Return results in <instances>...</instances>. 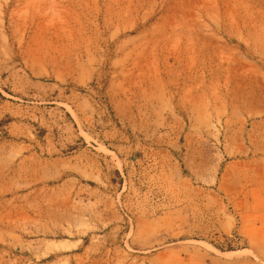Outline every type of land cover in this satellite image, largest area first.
I'll use <instances>...</instances> for the list:
<instances>
[{
  "label": "rangeland",
  "instance_id": "rangeland-1",
  "mask_svg": "<svg viewBox=\"0 0 264 264\" xmlns=\"http://www.w3.org/2000/svg\"><path fill=\"white\" fill-rule=\"evenodd\" d=\"M0 264H264V0H0Z\"/></svg>",
  "mask_w": 264,
  "mask_h": 264
}]
</instances>
